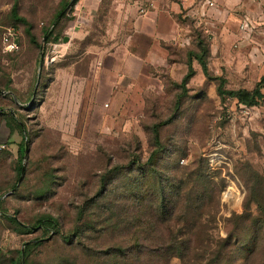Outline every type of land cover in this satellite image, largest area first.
I'll return each mask as SVG.
<instances>
[{
    "label": "rangeland",
    "instance_id": "1",
    "mask_svg": "<svg viewBox=\"0 0 264 264\" xmlns=\"http://www.w3.org/2000/svg\"><path fill=\"white\" fill-rule=\"evenodd\" d=\"M148 2L0 0V21L14 25L20 41L17 53L0 54L1 262L22 250L20 264H162L172 251L165 246L180 249L182 227L195 221L203 261L218 256L229 235L240 239L229 249L246 264L264 258V87L251 106L227 94L262 84L264 31L240 48L233 32L206 26L210 41L179 17L181 34L155 50L124 16L126 6ZM13 4L20 20L10 15ZM252 20L264 30V4ZM182 36L189 45L178 43ZM199 39L206 74L191 57L193 74L181 85ZM136 45L143 60L119 70L114 49ZM117 73L132 80L114 82ZM4 121L19 122L24 134L13 125L9 135ZM3 215L57 225L20 233Z\"/></svg>",
    "mask_w": 264,
    "mask_h": 264
},
{
    "label": "crops",
    "instance_id": "2",
    "mask_svg": "<svg viewBox=\"0 0 264 264\" xmlns=\"http://www.w3.org/2000/svg\"><path fill=\"white\" fill-rule=\"evenodd\" d=\"M144 7H134L129 5L125 7L129 15H124L127 18L129 24L132 20L135 25L143 31L149 38L151 46L155 50H160L159 41H172L181 34L180 26L182 21L179 17L187 16L192 18V13L197 7L198 0H148ZM216 8H211L207 10V15L202 20L204 27H209L214 33L218 32V35H226L227 33L233 32L234 42H237L238 47H246L247 44L244 41H239V33L237 29L238 23V13L245 10H249L253 15L259 11L260 5L264 4L262 0H214ZM257 1L261 2L257 5ZM141 8L140 12L137 11ZM137 12V13H136ZM135 13V14H134ZM133 14V15H132ZM137 16V19H135ZM202 24V25H203ZM207 29V28H206ZM263 32L264 30L257 28V32ZM183 37V36H182ZM181 37V38H182ZM179 38V40H181ZM184 38V37H183ZM182 38V39H183ZM213 39L215 38L212 37ZM210 37V41L212 39ZM239 41V42H238ZM220 43V42H219ZM210 46L217 47V43L213 40L210 42ZM221 45V43L219 44ZM256 47V46H255ZM145 48L140 46H134L130 49L121 46V48L116 47L113 51L115 59V65L118 69L125 71L126 67H129L133 60H143V53ZM160 52V51H159ZM124 76V77H123ZM123 78V79H122ZM122 82L126 80H132L131 76H125L123 73H117L114 77V82Z\"/></svg>",
    "mask_w": 264,
    "mask_h": 264
},
{
    "label": "trees",
    "instance_id": "3",
    "mask_svg": "<svg viewBox=\"0 0 264 264\" xmlns=\"http://www.w3.org/2000/svg\"><path fill=\"white\" fill-rule=\"evenodd\" d=\"M58 12H56L54 14V17L57 16ZM10 15L13 19L15 20H20V18L16 17V12H15V5L13 4L10 8ZM182 18H188L187 16H184ZM181 20V19H180ZM1 24H4L0 21ZM4 25H11V24H4ZM14 26V25H12ZM197 28V27H195ZM199 33L198 35L202 36V32L200 31V29H198ZM24 33L28 36V41L30 43H34L35 44V40L32 37L29 29L26 27L24 29ZM201 34V35H200ZM47 36V35H46ZM188 42L184 45H189V40L190 37H187ZM18 44L20 47V41L18 38ZM19 47L17 50L15 51H8V52H0V54H2L3 56H7V55H12L14 53H17V51L19 50ZM197 47L199 48V51L197 52H187V62H186V71L183 74L181 80H180V84L184 85L185 82L192 76L193 74V69L191 67L190 64V58L192 57L193 59H195L197 61V63L199 64L201 71L203 74H206V67H205V62L203 60V56L205 54V44L202 42L201 39H199L198 43H197ZM262 80V79H261ZM261 87H264V80L262 82V84L259 86V84H257L253 89L251 90H246V89H237V90H230L227 91V94L233 96V98L236 100L237 103L239 104H243L245 106H251L254 105L256 103V101L262 97V93L260 91ZM4 94V91L0 89V97H2ZM12 119V118H11ZM5 126L7 128L8 134L10 135L12 133V126L14 125V127L21 133L24 134V129L22 127V125L19 122H15L14 124L8 123L6 121H4ZM156 125H153L152 127V132H153V136L156 137L157 136V130H156ZM24 135H21V142H19L18 147H17V152L19 153V157L22 158L24 157V146L25 143L24 139H23ZM4 143V142H3ZM2 144V143H1ZM23 168L22 166L19 164L16 167V173L17 174H21ZM106 184L104 183V186ZM105 190V187L103 189V192ZM102 192V193H103ZM162 209H164V205L161 207ZM259 211L260 214L262 216V218H264V208L259 207ZM154 214L156 216H163L164 212H160L159 208H156L154 211ZM5 219H7L9 222H12L16 225V227L19 229L20 233H30L32 231V229H34L35 227H40V228H44L45 226H49V227H53L56 226L57 223L55 222V220L50 219V218H41L38 219L33 226L24 224V223H20L16 218L12 217V216H7V215H3ZM163 220V219H162ZM149 227L152 229V231L154 233H157L158 231L161 230V227L158 226L156 223H152L149 225ZM162 229L164 231L169 232V226L166 225L164 227H162ZM262 231L264 232V224L261 227ZM195 233H202V227L200 225L199 222L195 221L192 223H185V225L182 227V240H181V244H180V249L173 250V244H167L165 246L166 249H170L172 250L170 252V254L168 256H166V258H164V261L162 262V264H223L222 261L225 262V264H233L234 262H237L238 264H246V261H244V259L237 257V255H233V253L231 252V250L229 249L230 246L232 245H236L240 242V239H236L233 238L232 236H227V238L224 241V244L220 250V254L216 257L212 258H207V261H203V244H202V238L200 239V243H196L195 239H194V235ZM264 235V234H263ZM156 238V242L159 241L158 236H155ZM264 238V236H263ZM163 242H161L162 244ZM160 248V246L155 247ZM146 249V247H145ZM199 250V252H195ZM189 252V253H188ZM229 253L228 256H226L225 254ZM235 254V252H234ZM21 256H22V250H19L17 252V259L15 257L8 259V263L7 264H20L21 261ZM223 257V260H222ZM177 260L175 263H172V260ZM153 263H157L158 259H154L152 260ZM0 264H5L3 262L0 261ZM258 264H264V258L261 259Z\"/></svg>",
    "mask_w": 264,
    "mask_h": 264
},
{
    "label": "built area",
    "instance_id": "4",
    "mask_svg": "<svg viewBox=\"0 0 264 264\" xmlns=\"http://www.w3.org/2000/svg\"><path fill=\"white\" fill-rule=\"evenodd\" d=\"M254 1V0H253ZM264 0H262L263 2ZM257 5L261 2L257 1ZM211 8H216L214 0H198L197 7L192 13L194 25L202 31V33L210 38V34L205 27L202 25V19L206 17L207 10ZM257 14V13H256ZM253 14L249 10L243 11L241 18L238 23V33L239 39L241 41L247 40L250 35L257 31L256 23L252 20ZM18 38L19 32L12 25H4L0 23V52L15 51L18 49ZM188 42L187 37L181 39L178 43L180 45L186 44ZM211 158V155L210 157ZM211 161V160H210ZM209 161V162H210Z\"/></svg>",
    "mask_w": 264,
    "mask_h": 264
},
{
    "label": "water",
    "instance_id": "5",
    "mask_svg": "<svg viewBox=\"0 0 264 264\" xmlns=\"http://www.w3.org/2000/svg\"><path fill=\"white\" fill-rule=\"evenodd\" d=\"M67 40V37L66 36H64V37H62V41L63 42H65ZM25 152H26V148H25V146H24V154H25ZM19 178H20V176H19ZM19 180V179H18Z\"/></svg>",
    "mask_w": 264,
    "mask_h": 264
}]
</instances>
